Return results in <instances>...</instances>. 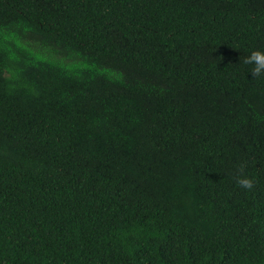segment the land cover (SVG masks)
Masks as SVG:
<instances>
[{
    "label": "trees",
    "instance_id": "obj_1",
    "mask_svg": "<svg viewBox=\"0 0 264 264\" xmlns=\"http://www.w3.org/2000/svg\"><path fill=\"white\" fill-rule=\"evenodd\" d=\"M253 50L264 0H0V264H264Z\"/></svg>",
    "mask_w": 264,
    "mask_h": 264
},
{
    "label": "clouds",
    "instance_id": "obj_2",
    "mask_svg": "<svg viewBox=\"0 0 264 264\" xmlns=\"http://www.w3.org/2000/svg\"><path fill=\"white\" fill-rule=\"evenodd\" d=\"M246 64L252 65L251 74L254 77L264 76V51L253 50L245 58ZM237 184L246 190L253 188L254 182L245 175L237 177Z\"/></svg>",
    "mask_w": 264,
    "mask_h": 264
}]
</instances>
